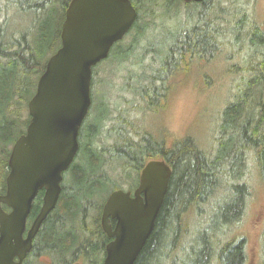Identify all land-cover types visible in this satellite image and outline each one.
I'll return each mask as SVG.
<instances>
[{
    "label": "trees",
    "instance_id": "obj_1",
    "mask_svg": "<svg viewBox=\"0 0 264 264\" xmlns=\"http://www.w3.org/2000/svg\"><path fill=\"white\" fill-rule=\"evenodd\" d=\"M56 1H59L64 21L71 0H5L7 7H0L5 17L0 14V18L7 21L10 17L6 14L13 15L19 9L41 12L46 4ZM145 2L152 5L151 0L134 3L139 15L131 43L122 46V40L114 45L119 46L120 61L134 53L135 44L145 34V16L151 9ZM175 2L168 1L172 5H176ZM187 4H195L194 10L187 14L194 24L190 28L166 30L160 43H149L140 59L152 51L159 57L160 66L150 67V72L131 73L126 89L137 97L139 113H158L166 108L161 101L167 93L184 82L175 79L186 71L191 73L200 64L205 65V61L223 50L222 46L227 49L223 57H229L227 43L232 40L227 35L231 34L235 43L242 45L247 40L254 48L252 54L241 56L232 51L237 61L233 62L231 55L227 59L232 61L225 69L228 74L243 73V76L238 93L221 113L219 136L211 138L209 143L192 135L170 137L165 129L161 132L148 129L141 119L120 115L110 130L114 142L108 151L92 150L88 142L83 147V165L74 169L75 187L72 194L62 197L57 212L45 224L43 245L68 248L73 238L70 232L64 233L63 228L67 220L82 213V201L101 184L99 163L117 161L124 169L139 173L150 159H164L173 170L169 189L154 230L135 264H158L160 258L162 264H179L178 250L183 254L181 264L248 263L246 240L238 228L251 193L248 181L244 180L250 168L249 155L264 183V23L254 19L240 0H204ZM4 21H0V38ZM51 23L43 24L41 35L34 43L37 47L34 52L30 44L14 36L0 44V149L3 155L8 156L7 146L14 140V129L20 123L18 109L29 94L27 78L32 72L37 74L45 70L46 63L41 67L39 64L43 53L40 47L53 43L56 38L59 47L61 45L62 24L55 38ZM101 109V116L108 118L111 112L108 101ZM1 159L6 163L7 159ZM112 186L121 187L117 181ZM260 245V260L264 264V225ZM162 248L169 251L164 253Z\"/></svg>",
    "mask_w": 264,
    "mask_h": 264
},
{
    "label": "water",
    "instance_id": "obj_2",
    "mask_svg": "<svg viewBox=\"0 0 264 264\" xmlns=\"http://www.w3.org/2000/svg\"><path fill=\"white\" fill-rule=\"evenodd\" d=\"M203 2L204 0H183ZM138 12L131 0H71L61 29V46L51 55L28 103L30 123L9 157L7 192L0 196V264H22L40 225L55 208L62 173L73 162L81 125L92 104L93 67L107 59L112 47L129 32ZM172 167L164 159H150L142 168L140 185L131 192L114 191L104 207L119 219L111 234L103 264H134L150 237L167 195ZM46 193L28 236L26 219L40 189ZM143 194V196H142ZM1 203L12 208L4 211ZM20 258L19 262L14 257Z\"/></svg>",
    "mask_w": 264,
    "mask_h": 264
},
{
    "label": "rangeland",
    "instance_id": "obj_3",
    "mask_svg": "<svg viewBox=\"0 0 264 264\" xmlns=\"http://www.w3.org/2000/svg\"><path fill=\"white\" fill-rule=\"evenodd\" d=\"M168 1L151 0V6L148 2H145L146 7V4L151 7L145 16V20L147 21L145 34L135 44L132 55L120 61L119 46H115L106 60H102L94 66V104L90 112L91 118L87 119V125L97 121V116L101 115L102 112V105L108 101L111 112L107 118L106 128H112L118 122V117L124 115L128 119H141L143 125L148 129L155 128V131L159 132L165 129L170 137L180 138L192 135L201 140V142L209 143L211 138L219 136L221 113L226 103L234 99V95L238 93L237 91L239 85L242 83L243 76V73L228 74L225 69L232 64V61L234 62V60L237 61L238 59L237 56L231 55L232 51L241 53V56H248L254 52V48H251L247 40L242 45L241 43H235L234 36L231 34L227 35V38L232 40L231 43H227V46L230 48L228 51L230 50L229 54L233 60H227L230 55H228V58L223 57L226 55L227 49L222 46L223 50L212 56L209 61H205V65L200 64L194 67L191 73L190 70L186 71L182 77L175 79L177 81L183 80L184 82L180 87L176 86L174 90L172 89L167 93V97L161 101L166 108H163L158 113H139L136 109L139 103L137 97L126 89L128 76L131 73L150 72V67L155 68L160 66L159 57L152 51L146 53L145 57L140 59L144 54V48L148 47L149 43H160L166 36V30L175 31L184 26L190 28L194 24V20L188 19L187 14L188 11L194 10L195 4H187L183 0H175L176 5H172ZM4 3L5 0H0V7L2 9L5 7ZM240 3L250 12L254 19L264 23V0H240ZM169 4L171 5L169 6ZM45 7L41 12L37 13L19 9L10 16L3 26L0 44L2 41L7 40L10 33L14 30L13 36L20 38L27 45L30 44L34 52V49L37 48L34 46V43L37 42L41 35L42 26L45 22L49 21L52 22V28L55 30L53 35L56 38V32L59 31L63 21L59 1H56L54 4L48 3ZM0 14L5 17L4 10ZM134 34L135 30L133 29L121 43L122 46L129 45ZM17 48H20L19 44ZM40 48L43 50L42 55L39 57L41 67V65H45L49 57L59 48L58 39L56 38L53 43L50 44L49 42ZM209 53L214 54L212 51H209ZM40 74L38 71L37 74L32 72L28 76L29 94L25 97V103L35 93L36 83ZM18 110L21 116L27 117L28 108L24 102ZM23 128L24 126L19 130L15 129L13 132L14 136H17ZM113 141L114 139H110L109 144L113 143ZM9 149L10 145L7 146L8 151ZM81 155L80 153L82 161ZM6 156L7 154L3 155L2 158L6 160ZM114 162L119 163L117 161ZM249 163L250 168L244 180L248 181L251 193L238 230L246 240V250L249 256L247 264H261L262 247L260 245V233L264 225V183L260 181L258 172L254 170L251 155L248 158V165ZM116 166L113 165L112 167ZM113 172L116 173L117 169H114ZM115 178L124 179L123 176L116 174ZM109 190L110 188L108 187L107 191L109 192ZM162 250H164V253L169 251L167 248H162ZM176 254L179 256V264H181L182 260L180 258L183 254L179 250ZM162 262L163 259L160 258L158 264H162Z\"/></svg>",
    "mask_w": 264,
    "mask_h": 264
},
{
    "label": "flooded vegetation",
    "instance_id": "obj_4",
    "mask_svg": "<svg viewBox=\"0 0 264 264\" xmlns=\"http://www.w3.org/2000/svg\"><path fill=\"white\" fill-rule=\"evenodd\" d=\"M137 1L139 2V0H131L133 6L135 5L134 3H136ZM5 7L7 6L5 5ZM14 8L16 7H13L12 11H14ZM14 13L15 12H13V14ZM10 16L12 15L8 14V17ZM4 20L5 19L2 18L1 21ZM137 20L138 18L136 19L135 23L133 24L129 32H131V30L133 29L135 30L136 28L135 24ZM7 21L4 22L6 23ZM5 23L3 24V26L5 25ZM13 34H14V30L10 33L9 38L12 37ZM91 96H92V104L90 106L88 115L85 117L81 125L78 136L79 149L73 162L70 164L68 169H66L62 173L63 178L61 181V191L56 206L40 225L38 232L36 233V235L32 240V247L24 257V259L22 260V264H103L108 255V247L111 245V243H113L116 240V236H113L111 234L116 230L119 223L118 218L109 216L108 217L109 231L106 230L103 223L105 204L108 201L110 195L116 190L131 192V196L134 197L135 192L140 185V175L142 169L138 173L135 171H130V169L126 170L124 169V166L122 164L115 163L113 161L99 163L97 168H98V177L100 178V180H102L101 184L94 192L88 195L87 200L82 201V208H83L82 213L78 214L72 219L67 220L63 228L64 233L70 232L73 238L69 241L68 248H64V247L60 248V247L47 246L42 244L43 237H45V233L43 232L45 230V224L49 221L51 216H54L55 213L57 212V208L60 205L62 197L72 194L71 191L75 187L74 169L77 166L81 167L83 165V162L80 159V153L83 147L85 146L86 142H88L90 149L92 150L94 149L95 151H99V152H101L102 150L108 151L110 147L113 146V143L109 144L110 139L113 140V137L110 135L111 134L110 130L112 128H106L107 118L104 119L103 116L98 115L97 121L95 123L87 125V119L91 118L90 112L94 104L93 91H91ZM30 99L27 100L25 103V106H27V108ZM19 118H20V123L17 124L15 129L19 130L22 126H24V128L23 130L19 131L17 136H14V140L12 144H10V149L6 163L4 162L2 163L1 158L3 153H2V149H0V196L5 195L7 192V177L10 173L9 157L11 151L16 141L21 137V135L26 133L27 127L31 120V116L29 114V108H28L27 117L25 118V116L24 117L19 116ZM113 165H117V166L112 167ZM114 169H117L116 173L113 172ZM115 174L118 176H123L124 179L120 180L115 178ZM114 181L119 182L121 187L115 189L114 186H112L114 184ZM108 187L110 188L109 192L107 191ZM45 193H46L45 188L40 189L37 193V196L33 200L30 213L26 219L25 230L23 233L24 238L28 236L30 229L32 228L36 218L38 217L41 211ZM1 207L7 213H10L12 211V208L6 203H1ZM156 221H155V225H156ZM0 238H1V222H0ZM144 246L140 250L136 260L134 261V264L136 263L138 257L140 256L142 250L144 249ZM19 260L20 258L18 256L14 257L15 262H19Z\"/></svg>",
    "mask_w": 264,
    "mask_h": 264
}]
</instances>
